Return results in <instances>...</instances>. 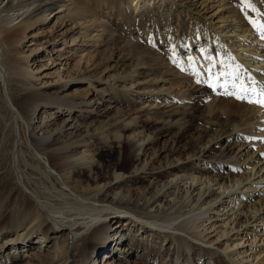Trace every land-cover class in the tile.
<instances>
[{
  "label": "bare ground",
  "instance_id": "obj_1",
  "mask_svg": "<svg viewBox=\"0 0 264 264\" xmlns=\"http://www.w3.org/2000/svg\"><path fill=\"white\" fill-rule=\"evenodd\" d=\"M57 1L58 6L65 8L70 3V0H0V86L11 111L13 146L8 152L9 164L21 197L13 214L15 218L7 224L12 227L9 233L4 235L6 229L0 227V264L13 262L22 249L35 244H40L42 251L43 244L37 235L34 237L35 233L43 239L64 233L61 243L58 239V249L51 261L43 264H72L76 256L80 264H94L96 256L102 253L109 256L102 264H126L135 250L148 247L151 238L147 237L168 238L174 244L176 255L171 258V264H179L176 260L179 248L189 256L191 264H197L194 256L206 257L210 262L207 264H264V257H260L264 254V107L249 102L264 88L262 31L254 30L224 0H214L216 4L211 5L205 3L207 0H129L126 6L134 18L147 9L155 25H166L174 19L176 34L185 24L188 30L191 28V35L186 32L189 50L181 56L190 58V67L198 78L194 88L221 92L238 109H244L242 118L231 120L227 129L217 131L198 149L175 157L162 167L156 165V156L144 158L145 144L154 141V137L144 138L128 124L112 128L102 121L110 117L115 99L96 87V83H102L96 64L78 69L81 71L67 78L60 75L63 78L60 83L42 89L30 81L35 75L34 68L27 65L32 49L26 54L23 44L28 41H25L28 30L49 20L48 13ZM119 1L114 0L110 9L120 22L128 23V9L124 1L120 5ZM208 9L214 11L208 15ZM214 17L221 24L214 26L210 21ZM201 24L208 27L204 33ZM101 27L104 32L109 30L105 23ZM170 29L172 24L167 31ZM202 38L208 44L202 53L208 62L203 63L200 54L193 50L200 47ZM107 40L104 38L103 44ZM238 46L242 48L237 49ZM136 65L139 68V62ZM119 66L117 63L105 66L101 72ZM136 68L104 80H110L113 87L117 83L128 96L133 91L136 97L149 96L146 86L140 88L144 81ZM208 68L212 74L205 75ZM8 77L14 84L17 104L27 117L43 107L61 106L69 115L56 128H50L47 119L40 121L37 134L29 135L32 141L28 158L19 147L20 113L8 94ZM177 81L183 86L188 80L182 77ZM70 84L85 85L86 89L72 96L55 93L56 88L66 90ZM88 90L95 93V98L84 97ZM188 113L180 110L179 117L169 122L170 126L185 128ZM111 132L114 137L110 139ZM165 134L162 131L159 136ZM94 140L105 145L109 153L112 147H118L107 169L100 162ZM123 145L125 152L121 149ZM184 164L188 167L181 173ZM38 171L52 183L59 197L57 201L52 199L50 186L42 189L40 184L39 188L33 185V176ZM159 171L165 173V178H159ZM114 219L118 222L112 228ZM33 259L42 261L36 253ZM131 264L147 263L139 260Z\"/></svg>",
  "mask_w": 264,
  "mask_h": 264
},
{
  "label": "rangeland",
  "instance_id": "obj_2",
  "mask_svg": "<svg viewBox=\"0 0 264 264\" xmlns=\"http://www.w3.org/2000/svg\"><path fill=\"white\" fill-rule=\"evenodd\" d=\"M113 1L70 0L66 8L58 6L60 3L58 1L53 3L52 6L55 8L51 13H48L49 20L40 22L28 30L25 40L28 41L23 44V50L26 51V54L32 49L27 65L34 68L35 75L31 77L30 81L42 89L46 85L60 83L63 78L81 71L78 69L96 64L97 75L102 78V83H96V87L101 88L105 96H113L112 98L115 99L114 108L110 110V117L102 121L112 128H121L128 124L127 126L133 128L140 136L144 138L146 135L154 137V141L145 144L143 149V152H145L144 158L149 160L151 157L156 156L154 159L156 160V165L158 164L162 167L167 161L175 157H181L190 150L198 149L211 135L216 134L219 130L227 129L231 120L242 118L244 109H238L237 105L228 99V96H223L221 92H213L206 88L200 90L194 88L197 85L198 78H196V74L190 67V58L181 56V54L184 55L189 50L186 46V35L192 34L193 31L190 32L191 28L188 30L185 24L180 32L178 31L180 33L179 36V33L176 34V30H174V19L166 25L162 23L155 25L151 21L152 19L147 9H143L145 10L142 13L143 15H137L134 18L131 10L126 6L129 4V0H120L118 2L120 5V2L124 1L129 12L130 21L128 23L120 22L116 13L110 9ZM215 1L207 0L205 3L211 5ZM224 2L227 3V6L233 8L237 15L243 16L254 30L259 28L258 25L264 24V0H224ZM210 9L207 10L208 15L214 11H209ZM220 10L221 8L217 13ZM82 15H84L83 19L81 18ZM210 21L214 26L221 24L219 22L220 19L217 17L210 19ZM101 23L108 25L109 30L102 31ZM169 24H172V29L167 31ZM204 26L205 24H201L202 29L200 30L202 33L208 30V27L203 28ZM156 27L160 29L157 30ZM261 31L264 36V30ZM104 38L108 40L103 44ZM203 42L204 39L202 38L200 40L201 48H193L197 54H200L199 58H201L200 62L202 63L205 60V62H208L206 54H202L208 44ZM241 48L242 46L237 47V49ZM100 59L102 61H99ZM137 62H139V68H136ZM116 63L118 66L120 65L116 70L111 69L108 72H101L105 66L109 67ZM135 68L140 72V79L144 81L140 88L146 86V89L150 91L148 92L149 96L136 97L135 91L128 96V93L120 85L116 83L113 87L109 84L111 83L110 80H104V78L111 77V75L117 77L129 73ZM217 68L220 67L218 66ZM205 72V75L212 74L209 68ZM60 75L63 78H59ZM182 77L188 81L187 84H181L183 86H180L177 80H181ZM11 83L13 82L8 77L7 91L20 113L19 147H21L20 150L23 155L28 158L30 153L28 147L32 137L37 134V125L40 121L47 119L49 120V127L56 128L65 119L67 120L69 115L67 109L61 106L60 108L43 107L37 114H29L30 116L28 115L27 117L17 104L14 84ZM1 89L2 86H0V149L3 146V158L2 156L0 157V227L8 231L4 230L3 234L5 235L12 228L7 224L15 218L13 214L17 210L16 205L21 197L17 193L18 188L9 164L11 156L8 152H11L13 146L11 111L6 105ZM85 89V85L70 84L66 90L64 88H56L55 93L58 95L69 93L71 95L78 90L85 91ZM154 92L156 94L152 95ZM75 96L79 97L82 95L75 94ZM95 96V93L92 94L90 90H88V94L84 95L85 98H95ZM213 96H216V99ZM137 100H140V102H137ZM180 100H183L184 103ZM183 109L190 112L186 115L185 124L187 127L177 129L175 125L170 126V123L179 117L177 113ZM236 111L239 112L236 113ZM240 112L242 113L238 116ZM76 114L78 113L76 112ZM100 122L99 120L96 124ZM162 131H165L166 134L159 136ZM113 134L111 132L109 138H113ZM29 135L32 137H29ZM94 148L97 150V155H99L100 162L104 165V168H109L118 153V147H112V152L109 153L105 145L94 140ZM121 149L122 152L126 151L124 145ZM25 150L26 153H24ZM128 164L129 162H126V165ZM21 167H23L22 164ZM187 167V164L182 165L183 169L181 168L180 172L184 173ZM164 174L163 171H159V178H165ZM33 177L35 179L33 185L38 187L40 184L41 188L50 186V194L54 195L52 199L55 201L59 199L52 183H49L40 174V171ZM29 184L31 185L30 182ZM139 184L142 185L143 183L136 185ZM117 222V219H114L111 227L113 228ZM124 231L128 232L127 230H122V233ZM36 235L40 238L38 239L40 243L42 242L43 244L42 251L39 248L41 247L39 246L40 244L32 245L27 250L24 248L18 253L17 258L9 264H43L51 261L58 249V239H60L59 242L61 243L64 233H60L58 236L50 234L44 239L38 233H35L34 237ZM147 238H151L148 247L143 246L135 250L134 255L130 257L126 264L139 260H144L147 264H171V258L176 255L174 254V244L171 245V242H168V238ZM112 245L113 243H111L110 247ZM116 248L119 252V247ZM182 252V248H179L177 253L179 255L176 260L179 261V264H191L189 256ZM35 253L40 256L42 261L33 259V254ZM107 257L109 256H105L103 253L98 254L94 264H102ZM260 257H264V254H261ZM194 260L197 264L210 263L206 257L198 258V256H194ZM73 261L72 264H80L78 256ZM86 264H91V262Z\"/></svg>",
  "mask_w": 264,
  "mask_h": 264
},
{
  "label": "snow or ice",
  "instance_id": "obj_3",
  "mask_svg": "<svg viewBox=\"0 0 264 264\" xmlns=\"http://www.w3.org/2000/svg\"><path fill=\"white\" fill-rule=\"evenodd\" d=\"M253 23H255V21H253ZM260 30H264V25H258ZM242 91H248V89H242ZM255 93V89L252 90ZM240 98V97H238ZM249 102H254L258 105H260L261 107H264V88H261L257 98L255 100H250Z\"/></svg>",
  "mask_w": 264,
  "mask_h": 264
}]
</instances>
